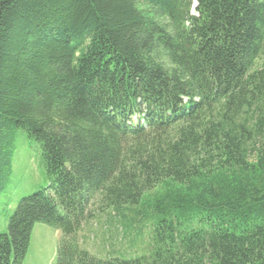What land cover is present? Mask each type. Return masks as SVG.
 I'll use <instances>...</instances> for the list:
<instances>
[{
	"label": "trees",
	"instance_id": "16d2710c",
	"mask_svg": "<svg viewBox=\"0 0 264 264\" xmlns=\"http://www.w3.org/2000/svg\"><path fill=\"white\" fill-rule=\"evenodd\" d=\"M197 2L0 0V196L20 132L49 179L0 264L37 222L62 232L56 264H264V0ZM113 214L133 248L153 223L148 253L81 246Z\"/></svg>",
	"mask_w": 264,
	"mask_h": 264
},
{
	"label": "rangeland",
	"instance_id": "374dc122",
	"mask_svg": "<svg viewBox=\"0 0 264 264\" xmlns=\"http://www.w3.org/2000/svg\"><path fill=\"white\" fill-rule=\"evenodd\" d=\"M194 4L191 11L195 14ZM48 184V174L39 144L28 139L25 132H20L14 156V172L7 189L0 196V234L10 235V220L21 199ZM152 224L151 221H145L141 225L144 227L143 236L134 248L130 246L132 236L124 238L123 224L114 214L112 217L103 215L99 221L90 220L78 233L77 238L82 247L102 258L121 252L132 253L137 257L148 253L145 250L149 249L150 236L153 235ZM61 238L60 230L48 223L37 222L23 264H56Z\"/></svg>",
	"mask_w": 264,
	"mask_h": 264
},
{
	"label": "water",
	"instance_id": "95a60500",
	"mask_svg": "<svg viewBox=\"0 0 264 264\" xmlns=\"http://www.w3.org/2000/svg\"><path fill=\"white\" fill-rule=\"evenodd\" d=\"M197 5H198V2H197V0H195L194 6L196 7ZM195 7H194V9H195Z\"/></svg>",
	"mask_w": 264,
	"mask_h": 264
}]
</instances>
